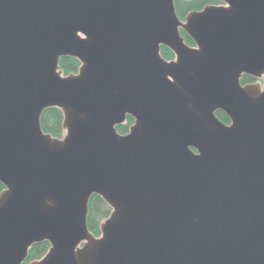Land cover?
<instances>
[{"label":"water","instance_id":"water-1","mask_svg":"<svg viewBox=\"0 0 264 264\" xmlns=\"http://www.w3.org/2000/svg\"><path fill=\"white\" fill-rule=\"evenodd\" d=\"M215 1L0 0V264H264V0Z\"/></svg>","mask_w":264,"mask_h":264},{"label":"trees","instance_id":"trees-1","mask_svg":"<svg viewBox=\"0 0 264 264\" xmlns=\"http://www.w3.org/2000/svg\"><path fill=\"white\" fill-rule=\"evenodd\" d=\"M177 13L183 17L187 12L191 10L201 9L203 6L215 3L214 0H174ZM183 35L186 38V42L192 44L190 38H188L184 33ZM162 54L164 57H170L171 53L166 48H162ZM61 68L65 73L75 72L78 67V62L73 58H61L60 60ZM253 79L248 76H243L241 79L242 84L250 83ZM217 117L227 123L228 118L222 112H216ZM62 116L61 112L56 108L46 109L41 116V126L44 132L50 133L54 136H60L62 133L61 127ZM131 119L128 118L126 125L118 126V131L125 133L127 131L128 125L131 123ZM0 184V191L2 190ZM107 208L101 198L97 195H92L89 201V212L87 218V226L90 231L94 234H98V224L101 218L106 216ZM48 249L47 242H40L34 244L29 251V260L40 258Z\"/></svg>","mask_w":264,"mask_h":264},{"label":"flooded vegetation","instance_id":"flooded-vegetation-1","mask_svg":"<svg viewBox=\"0 0 264 264\" xmlns=\"http://www.w3.org/2000/svg\"><path fill=\"white\" fill-rule=\"evenodd\" d=\"M193 44H194V43L192 42V44H191V45H193ZM169 52H170V51H169ZM170 53H171V52H170ZM171 57H172V54H171V56H170L169 58H171ZM252 79H253V78H252ZM255 81H256V79H253V81H252V82H250V83H253V82H255ZM1 186H2V185H1ZM2 188H4V187L2 186ZM2 190H3V189H2ZM2 190H1V191H2ZM1 191H0V192H1Z\"/></svg>","mask_w":264,"mask_h":264},{"label":"rangeland","instance_id":"rangeland-1","mask_svg":"<svg viewBox=\"0 0 264 264\" xmlns=\"http://www.w3.org/2000/svg\"><path fill=\"white\" fill-rule=\"evenodd\" d=\"M108 211H109V209L107 208V214H108ZM107 214H106V216H107ZM106 216H104L103 218H101V219H104V218H106Z\"/></svg>","mask_w":264,"mask_h":264},{"label":"bare ground","instance_id":"bare-ground-1","mask_svg":"<svg viewBox=\"0 0 264 264\" xmlns=\"http://www.w3.org/2000/svg\"><path fill=\"white\" fill-rule=\"evenodd\" d=\"M108 214H109V211H108ZM108 214H107V215H108Z\"/></svg>","mask_w":264,"mask_h":264}]
</instances>
